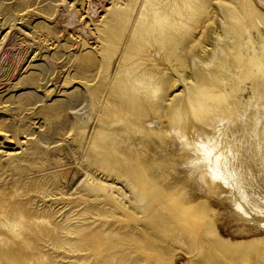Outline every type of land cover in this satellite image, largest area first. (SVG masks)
<instances>
[{
    "label": "rangeland",
    "instance_id": "374dc122",
    "mask_svg": "<svg viewBox=\"0 0 264 264\" xmlns=\"http://www.w3.org/2000/svg\"><path fill=\"white\" fill-rule=\"evenodd\" d=\"M202 1L0 0V264H264V224L237 217L216 177L196 181L171 131L204 130L188 101L203 108L212 85L200 67L181 76L211 25ZM228 1L237 41L251 19L236 49L254 60L225 84L220 147L264 201V0H233L234 15ZM146 71L182 90L152 128L160 78Z\"/></svg>",
    "mask_w": 264,
    "mask_h": 264
},
{
    "label": "bare ground",
    "instance_id": "6f19581e",
    "mask_svg": "<svg viewBox=\"0 0 264 264\" xmlns=\"http://www.w3.org/2000/svg\"><path fill=\"white\" fill-rule=\"evenodd\" d=\"M207 1L208 2L204 3L203 0L201 5H203V13L208 12L209 15L211 13L210 5H212L214 14L209 16L211 25L207 26L209 29L206 33V39L203 40L198 38L196 40L198 50L196 51V54L194 50H191L190 52L192 66H190L187 71L185 68H182L181 76L183 80L187 82L194 75V67H200L203 75L206 77L209 84L212 85V91L207 90L208 95L205 99L207 102L203 103V108L200 104L195 107V105L188 101L192 113L198 119L197 121L203 123V131H195L192 128L187 129L185 127V129H183L181 126L171 128V131L174 132L176 144L179 147L177 155L180 154V163L185 167L188 173L195 180L197 177L203 185L206 181L205 178H208V176H212V179L213 177L217 178V186L220 190L222 188L220 191L221 197L223 196V199L228 197L225 201L229 199L228 205L232 207L233 212L237 217H241L243 220L247 221L246 223L251 221L254 224H264V214H262L264 213V201H260L252 195L253 193L251 191L252 189H255L253 179L246 174L240 173L234 167L233 162L222 156V150L220 147L222 144L221 135L226 131V127H223V120L226 117V111L222 105V102L225 100L223 93L225 84L238 73V76H248V66L250 61L252 59L254 60V58L247 57L241 51H237L236 49L237 47H240L247 50L253 44L249 34V23L251 19L248 18L247 20H243L242 26H238V29L242 32H246V34H239L240 39L237 41L235 36H232L237 29L233 28L231 22L228 23V18L223 10L222 0L216 2ZM231 1L233 2V0L228 1L230 5L227 6L226 9L234 15L239 9L238 6L236 4L234 5ZM205 4H207L208 10H206L204 6ZM249 12L250 16H254L256 13L251 5H249ZM137 18L141 21L140 19L143 18V13L138 12ZM113 27L114 31H118L117 26L113 25ZM133 30L142 35L144 31H153V27L151 24H146L144 25V28L137 27ZM189 40L190 36L185 35L184 37L179 38L177 44L183 49ZM129 44L134 49L140 46L138 41L134 39V34H131ZM230 46L231 50L236 49L234 52L230 50L232 53L226 52L224 49L225 47L228 48ZM144 75L147 78H153L154 80H157L158 77L160 78V85L153 90L157 99L149 108L153 112V116L149 118L148 127L152 128V125H161L162 123L158 111H166V102L168 101L173 109L176 104V98L180 96L182 90L178 89V91H175L177 89V79L169 75H159L156 77V75L150 71H146ZM116 91H119L118 87L116 88ZM126 102L128 109L135 115L139 116V118L141 116H146V110L139 100L128 98ZM178 116L179 114L177 111L176 117ZM161 129L164 131L167 130L166 122ZM209 185L210 184H208V186ZM116 191L119 193V188H117ZM231 194L233 195L232 197ZM130 207V218L136 219L141 214V210L133 208L132 205ZM15 224L16 223L10 224V230L12 232L15 231L13 228ZM7 227H9V225H7Z\"/></svg>",
    "mask_w": 264,
    "mask_h": 264
}]
</instances>
